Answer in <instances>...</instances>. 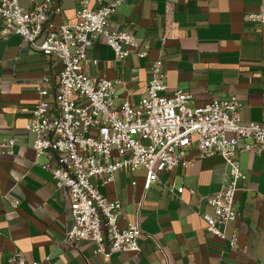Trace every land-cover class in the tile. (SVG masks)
Segmentation results:
<instances>
[{
	"label": "crops",
	"instance_id": "obj_1",
	"mask_svg": "<svg viewBox=\"0 0 264 264\" xmlns=\"http://www.w3.org/2000/svg\"><path fill=\"white\" fill-rule=\"evenodd\" d=\"M54 2L62 10L52 18L55 25L74 23L82 2L99 7L97 0ZM20 3L29 7L27 0ZM263 6L264 0H127L110 17L109 28L132 33L149 46L148 56L141 59L137 49L125 47L129 55L117 59L97 37L87 50L85 73L117 82L115 108L124 102L137 105L150 80V64L160 57L167 95L187 92L193 97L191 107L235 97L242 105L243 122H261L264 25L244 18ZM60 70L57 59L25 45L21 36L0 38V137L16 139L14 155L0 156V264H7L18 250L39 264H166L164 254L169 264H264V153L243 150V142L236 154L245 177L237 184L239 217L226 231L228 237L237 235V248L209 233L203 219L214 214L207 199L229 182L230 168L221 156L199 159L195 147L185 155L194 160L191 167L161 173L148 191L143 168L122 170L107 186L92 180L107 199L122 202L120 228L139 218L138 254L116 253L105 260L92 242L81 241L77 248L66 243L72 225L68 200L46 169L56 163L36 157L35 136L25 129L38 101L36 85L47 74L54 80ZM53 85L48 86L51 94ZM180 187L185 188L182 194L168 190Z\"/></svg>",
	"mask_w": 264,
	"mask_h": 264
},
{
	"label": "built area",
	"instance_id": "obj_2",
	"mask_svg": "<svg viewBox=\"0 0 264 264\" xmlns=\"http://www.w3.org/2000/svg\"><path fill=\"white\" fill-rule=\"evenodd\" d=\"M20 1L0 0V38L17 34L25 45L61 64L54 80L47 74L36 85L38 101L25 129L35 136L36 157L46 156L56 163L46 169L68 200L72 225L65 233V242L75 248L81 241L92 242L105 260L116 253L138 254L142 234L139 218L120 228L122 202L107 199L92 180L100 179L107 186L114 182L116 173L143 168L144 190L148 191L159 182L161 173L177 166L191 167L194 160H187L185 155L188 148L195 147L199 159L221 156L230 168L229 182L207 199L214 214L203 219L209 233L237 248V235L226 234L229 224L239 217L237 184L245 179L236 154L241 142L243 150L264 153V120L243 122L242 105L235 97L191 107V94L175 90L167 95L160 57L150 64V80L140 102H124L115 108L117 82L89 76L85 66L90 63L87 50L97 37L105 40L117 59L129 55L125 47L137 49L141 59L148 56L149 46L132 33L109 28L110 17L127 0H97L96 9L82 2L76 21L61 25L52 22L62 13L54 0H27L28 8ZM244 19L249 24L264 25V6ZM96 63L91 62L93 66ZM52 82L53 94L48 88ZM15 144L13 136L0 137V156H13ZM168 190L182 194L185 188ZM189 193L195 191L189 189ZM164 258L169 264L166 254ZM7 264L39 263L29 261L18 250Z\"/></svg>",
	"mask_w": 264,
	"mask_h": 264
},
{
	"label": "rangeland",
	"instance_id": "obj_3",
	"mask_svg": "<svg viewBox=\"0 0 264 264\" xmlns=\"http://www.w3.org/2000/svg\"><path fill=\"white\" fill-rule=\"evenodd\" d=\"M21 4V3H20Z\"/></svg>",
	"mask_w": 264,
	"mask_h": 264
}]
</instances>
